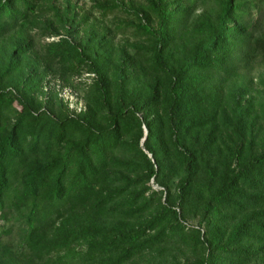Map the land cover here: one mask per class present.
Wrapping results in <instances>:
<instances>
[{
	"label": "trees",
	"instance_id": "16d2710c",
	"mask_svg": "<svg viewBox=\"0 0 264 264\" xmlns=\"http://www.w3.org/2000/svg\"><path fill=\"white\" fill-rule=\"evenodd\" d=\"M261 1L94 0L130 14L116 43L69 2L0 0V264L264 258V134L225 89L264 61Z\"/></svg>",
	"mask_w": 264,
	"mask_h": 264
},
{
	"label": "rangeland",
	"instance_id": "374dc122",
	"mask_svg": "<svg viewBox=\"0 0 264 264\" xmlns=\"http://www.w3.org/2000/svg\"><path fill=\"white\" fill-rule=\"evenodd\" d=\"M122 6H127L129 2H136L140 3L141 0H118ZM54 4L64 7L66 6L67 2L71 3L73 6V9L75 10L77 14V18L79 19L81 16H88L89 22L93 23V25L96 26H106L111 27L110 30L114 32L115 35V42L121 43L124 38L128 37L130 40H133V38L129 35H124L127 33L122 34V32H119L115 28V20L121 19L122 21H126L128 19V15L125 12H123L120 8H115L112 12H108V14L100 15L99 10L94 4V0H53ZM261 7L264 9V0L261 2ZM264 11V10H263ZM52 38L50 37H44L43 41H49ZM243 78H238L237 80L233 81L230 84H227L225 89H233V83L236 86H239L240 88H245L247 91H249V99L251 100V104L255 107L256 112L258 116H254L255 120L257 122L256 126L259 128L260 135L264 134V111H259V104L262 103V100L264 99V61L258 62L254 69L244 75ZM92 74H84L83 79H86L87 82H89L92 79ZM49 78V77H48ZM232 85V86H231ZM54 88L56 93H58L59 98L68 105L69 109L79 111L83 109V98L82 92L74 90V88L66 87L60 85V80L57 78L53 79L50 78L49 85L46 86ZM50 90V89H49ZM48 90V91H49ZM260 102V103H259ZM259 112V113H258ZM195 223V222H194ZM171 252L174 253L175 256H181V249H177L175 247H172ZM169 257V256H168ZM180 263L182 264V259H180ZM251 264H264V258L258 259L253 261Z\"/></svg>",
	"mask_w": 264,
	"mask_h": 264
}]
</instances>
